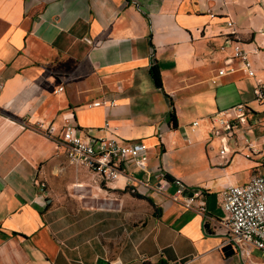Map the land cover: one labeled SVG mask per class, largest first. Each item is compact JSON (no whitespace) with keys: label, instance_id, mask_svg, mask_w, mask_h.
Returning <instances> with one entry per match:
<instances>
[{"label":"crops","instance_id":"1","mask_svg":"<svg viewBox=\"0 0 264 264\" xmlns=\"http://www.w3.org/2000/svg\"><path fill=\"white\" fill-rule=\"evenodd\" d=\"M227 39L255 77L226 65ZM223 68L235 72L219 78ZM259 81L264 0H0V264H261L175 201L173 183L202 190L221 220L226 188L264 173ZM240 105L250 126L222 156L214 128ZM66 121L84 138L143 141L147 167L129 161L107 182L71 166L57 142Z\"/></svg>","mask_w":264,"mask_h":264},{"label":"built area","instance_id":"2","mask_svg":"<svg viewBox=\"0 0 264 264\" xmlns=\"http://www.w3.org/2000/svg\"><path fill=\"white\" fill-rule=\"evenodd\" d=\"M230 28L233 23H228ZM231 48V55L226 65L239 63L242 71L249 77H255L252 64L247 51L240 42L227 39L221 47L222 51ZM234 69L223 68L218 71V77L223 78L233 74ZM59 88L58 91H62ZM255 101L264 105V83L259 81L253 90ZM103 103L95 102L90 106H101ZM231 111L234 113L232 114ZM220 114V126L214 128V135L222 138L221 155L228 153L227 141L229 135H234L243 126H250L252 111L244 105ZM262 117L253 120L256 124L264 126V111ZM38 127L49 138L56 137L57 129L53 124L45 126L39 123ZM87 137L80 135L77 126L66 121L60 135L58 144L65 150L69 164L76 168H86L97 174L102 180L113 182L126 173V164L134 161L140 169L148 164V147L143 141L126 142L118 138H96L87 131ZM160 176L165 178L161 172ZM173 183L177 187L174 200L180 201L188 211H194L204 216L208 222L221 227L226 235L225 244L231 245L242 260L249 262L253 252L262 254L261 264H264V173L255 175L243 185L230 186L223 192V210L226 218L217 220L206 214L205 194L202 190H193L188 194L187 186L180 179ZM41 187L43 183L37 182ZM184 264V263H177Z\"/></svg>","mask_w":264,"mask_h":264},{"label":"trees","instance_id":"3","mask_svg":"<svg viewBox=\"0 0 264 264\" xmlns=\"http://www.w3.org/2000/svg\"><path fill=\"white\" fill-rule=\"evenodd\" d=\"M151 75H152V79H153V81L155 83V86L158 89H162V79H161V75H160L159 70L156 67H153L151 69Z\"/></svg>","mask_w":264,"mask_h":264}]
</instances>
